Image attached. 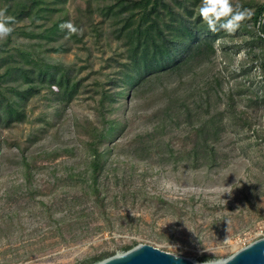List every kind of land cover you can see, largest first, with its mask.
<instances>
[{
	"label": "rangeland",
	"instance_id": "rangeland-1",
	"mask_svg": "<svg viewBox=\"0 0 264 264\" xmlns=\"http://www.w3.org/2000/svg\"><path fill=\"white\" fill-rule=\"evenodd\" d=\"M118 1L58 4L52 20L88 27L67 39L61 33L50 46L19 33H38L50 21L37 30L42 22L21 20L0 41V78L38 68L39 55L69 79L57 100L46 87L32 92L21 104L22 123L0 124V264H96L139 244L204 263L264 237V42L257 26L248 19L233 33L222 30L208 63L137 99L129 86L120 91L123 40L99 10ZM231 2L254 11L264 0ZM51 46L58 51H43ZM20 76L0 79V92L13 97ZM171 114L182 122H170ZM199 118L221 121L210 167L183 140ZM163 120L173 156L163 145L139 151ZM109 125L120 128L97 142ZM96 144L104 160L97 202L87 173Z\"/></svg>",
	"mask_w": 264,
	"mask_h": 264
},
{
	"label": "trees",
	"instance_id": "trees-1",
	"mask_svg": "<svg viewBox=\"0 0 264 264\" xmlns=\"http://www.w3.org/2000/svg\"><path fill=\"white\" fill-rule=\"evenodd\" d=\"M66 1L0 0V9H5L7 14L15 20V23L11 25L12 29L21 20L42 22L37 30L44 26V22H52L51 25L44 27L38 33L35 31L29 33L24 28L19 30L22 37L46 41L50 46V43L56 42L59 34L67 31L66 29L61 30L59 28L61 23L52 20L51 16L53 13L62 11L57 5L64 4ZM198 3L199 0H119L113 5H108L106 9H99L103 15L106 13V16L107 14L111 16L108 17L111 19L109 26L112 27L114 38L123 40L122 45L127 62L118 69V74L121 76L120 91L121 89L126 91L125 88L129 86L134 92L135 98L140 99L163 82H180L181 79L192 74L197 67L210 61L215 54L213 45L221 38L222 30L212 33L208 31L199 17L195 20L192 19ZM250 19L253 25L258 28V39L264 42V3L254 8ZM79 25H81L80 20H76L74 26L79 30L88 27ZM16 32L17 29H13L11 35ZM75 34L73 33L71 36L73 37ZM6 39L10 40V36ZM43 51L46 53L58 50L51 46ZM25 55L27 61L32 58L30 54L26 53ZM36 58L38 61L36 67L38 68L26 69L21 66L14 70L20 73L23 85L19 88L17 85L10 88L14 93L13 97H7L0 92V124L2 123L6 127L14 121L22 123L25 113L21 104L32 92L38 93L41 88L46 87L53 95V99L57 100L61 88L67 87L69 84L67 75L65 72L61 73L59 67L51 66L42 56L36 55ZM262 68L264 69V63ZM14 71H5L0 79L12 75ZM35 80H38V86L34 83ZM52 87H55L56 91H53ZM120 91L116 94L119 101L123 97L122 91ZM167 117L170 122H173L172 119H174V124L175 120H177V124L182 122L176 115L174 117L171 114ZM200 119L196 124L189 125L190 132L183 137V140L185 144L192 143L189 154L196 161L202 154L204 160L207 161L206 167H210L211 163H215L214 145L218 140L216 134L221 121L213 118L201 121ZM104 123L106 122L103 121ZM167 127L163 120L145 136L146 140L141 143L142 146L139 144L138 150L147 152L163 145L167 148L165 155L172 157L173 151L170 149V144L164 143V138L168 134ZM119 128L120 126L109 125L108 128L104 126L98 134L97 142L106 140ZM181 151H184V148ZM87 170L88 188L95 194V202H97L99 178L104 170L102 152L99 151L97 144L92 149ZM133 247H128L126 251Z\"/></svg>",
	"mask_w": 264,
	"mask_h": 264
},
{
	"label": "clouds",
	"instance_id": "clouds-1",
	"mask_svg": "<svg viewBox=\"0 0 264 264\" xmlns=\"http://www.w3.org/2000/svg\"><path fill=\"white\" fill-rule=\"evenodd\" d=\"M253 15V11L240 5H233L231 0H199L196 5L192 19L195 20L199 17L200 21L206 25L208 31L215 33L223 30L227 33L235 32L241 22L248 20ZM15 23V20L9 16L5 9H0V41H3L9 37L13 31L11 25ZM61 30L66 29L65 39L70 34L80 31L70 21H65L59 25ZM119 254L113 257L118 259ZM175 260L176 255L172 256ZM232 257L212 258L204 262V264H229ZM97 264H104L102 261H98Z\"/></svg>",
	"mask_w": 264,
	"mask_h": 264
},
{
	"label": "water",
	"instance_id": "water-1",
	"mask_svg": "<svg viewBox=\"0 0 264 264\" xmlns=\"http://www.w3.org/2000/svg\"><path fill=\"white\" fill-rule=\"evenodd\" d=\"M116 255L102 262L104 264H204L180 256H176L177 259L174 260L172 256L175 255L146 244H139L119 254L118 259H113ZM229 257H232L229 264H264V238L248 244Z\"/></svg>",
	"mask_w": 264,
	"mask_h": 264
},
{
	"label": "built area",
	"instance_id": "built-area-1",
	"mask_svg": "<svg viewBox=\"0 0 264 264\" xmlns=\"http://www.w3.org/2000/svg\"><path fill=\"white\" fill-rule=\"evenodd\" d=\"M264 238V237H263Z\"/></svg>",
	"mask_w": 264,
	"mask_h": 264
}]
</instances>
